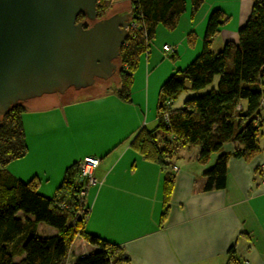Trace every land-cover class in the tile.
Masks as SVG:
<instances>
[{
	"label": "crops",
	"instance_id": "crops-1",
	"mask_svg": "<svg viewBox=\"0 0 264 264\" xmlns=\"http://www.w3.org/2000/svg\"><path fill=\"white\" fill-rule=\"evenodd\" d=\"M188 1L174 30L158 26L134 73L131 101L119 97L118 87L88 96L70 89L25 101L29 150L6 170L23 181L39 176L40 193L51 197L44 192V183L56 181L57 191L67 167L86 156L101 158L95 172L100 183L89 187L85 197L90 207L85 228L122 248L125 260L119 264H228L232 255L239 264H264V125L261 151L251 159L230 157L226 187L218 190L204 189L205 172L221 153L202 164L199 147L181 148L164 168L131 146L142 128L156 127L163 83L202 52L211 12L222 9L231 16L214 40L212 50L217 53L226 42L238 41L254 4L204 0L192 16ZM165 45L173 50H164ZM64 130L82 135L89 147L58 155L52 145ZM232 149L227 143L224 152ZM168 174L174 186L166 198ZM80 246L85 253L97 250L84 239Z\"/></svg>",
	"mask_w": 264,
	"mask_h": 264
},
{
	"label": "trees",
	"instance_id": "trees-1",
	"mask_svg": "<svg viewBox=\"0 0 264 264\" xmlns=\"http://www.w3.org/2000/svg\"><path fill=\"white\" fill-rule=\"evenodd\" d=\"M114 0H99L98 19L105 18ZM204 0H191L195 16ZM187 10V0H132V20L121 48L119 87L123 101H131L134 73L148 51L159 25L174 30ZM231 16L222 9L209 16L203 49L183 69L176 70L162 85L157 105V125L146 127L134 137L132 147L147 160L164 168L181 148L199 147V162L207 164L221 153L205 172L204 189L226 187L230 157L251 159L262 149L264 125V0H254L251 15L239 30L238 41H228L217 53L216 36ZM86 20L81 13L77 21ZM85 21V27L90 25ZM193 44V41H191ZM182 103L177 102L182 100ZM25 102L0 115V264H119L125 257L121 247L86 231L90 211L79 197V163L67 167L62 184L53 197L39 191L40 180L23 181L7 166L27 155L24 128ZM168 115V118H166ZM233 149L224 152L225 145ZM174 178L165 179L166 198ZM64 205V206H63ZM57 229L56 235H41L38 224ZM97 250L81 251L82 239ZM228 264H239L232 255Z\"/></svg>",
	"mask_w": 264,
	"mask_h": 264
},
{
	"label": "water",
	"instance_id": "water-1",
	"mask_svg": "<svg viewBox=\"0 0 264 264\" xmlns=\"http://www.w3.org/2000/svg\"><path fill=\"white\" fill-rule=\"evenodd\" d=\"M99 0H0V115L44 94L83 90L117 70L133 11L98 19ZM83 13L87 22L77 21Z\"/></svg>",
	"mask_w": 264,
	"mask_h": 264
},
{
	"label": "rangeland",
	"instance_id": "rangeland-1",
	"mask_svg": "<svg viewBox=\"0 0 264 264\" xmlns=\"http://www.w3.org/2000/svg\"><path fill=\"white\" fill-rule=\"evenodd\" d=\"M188 1V0H187ZM189 2V1H188ZM132 10V0H114V4L109 9L107 15H112L117 12H123V11H131ZM87 20V19H86ZM84 19V21H86ZM165 50V49H164ZM117 64V70L114 74H112L107 79L97 78L95 80V83L86 88L81 90L80 95L81 96H88L89 94H99L103 93L110 88V90H116L117 87H119V72L122 66V63L120 62V59L116 60ZM71 90L76 91L75 88H71ZM79 91V90H78ZM180 103V100L177 102L176 105ZM69 130H64V133L58 137L53 145V150H56L58 155L61 153H65L69 150H78V151H85L87 147H89V144L85 140V138L82 135H71V133L68 134ZM40 182L42 181L41 178L38 176ZM56 181L49 182L42 187L45 188V191L47 194H51V197H53V193L56 191L57 185ZM49 229L55 230L56 228L49 226L45 223H42L41 226L38 229V233L41 235H49L51 232ZM57 230V229H56Z\"/></svg>",
	"mask_w": 264,
	"mask_h": 264
},
{
	"label": "built area",
	"instance_id": "built-area-1",
	"mask_svg": "<svg viewBox=\"0 0 264 264\" xmlns=\"http://www.w3.org/2000/svg\"><path fill=\"white\" fill-rule=\"evenodd\" d=\"M135 26L136 24L135 22H133L131 18L128 31ZM164 49L166 51H172L173 47L171 45H165ZM261 103H262V106L264 107V97ZM166 118H168V115H166ZM100 162H101V158L96 157V156H86L82 161L79 162V175H78L79 181L78 182L80 186L79 188L80 198L86 197L89 187L95 186L100 183V181L97 179L95 175L96 169L99 167ZM173 168H174V171L178 170V166L176 165H174ZM243 264H249V262L245 261Z\"/></svg>",
	"mask_w": 264,
	"mask_h": 264
}]
</instances>
